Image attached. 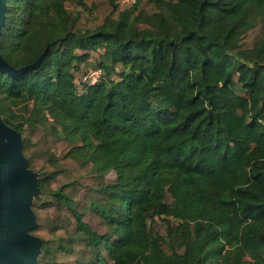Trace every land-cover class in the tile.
<instances>
[{
	"label": "trees",
	"instance_id": "1",
	"mask_svg": "<svg viewBox=\"0 0 264 264\" xmlns=\"http://www.w3.org/2000/svg\"><path fill=\"white\" fill-rule=\"evenodd\" d=\"M141 1L6 0L0 118L36 181L30 264H264V0ZM106 5L76 27L73 7Z\"/></svg>",
	"mask_w": 264,
	"mask_h": 264
},
{
	"label": "water",
	"instance_id": "2",
	"mask_svg": "<svg viewBox=\"0 0 264 264\" xmlns=\"http://www.w3.org/2000/svg\"><path fill=\"white\" fill-rule=\"evenodd\" d=\"M5 9L6 0H0V26ZM0 69L13 72L1 57ZM26 165L19 133L0 118V264L34 263L40 252V240L28 233L34 221L29 197L37 187Z\"/></svg>",
	"mask_w": 264,
	"mask_h": 264
},
{
	"label": "rangeland",
	"instance_id": "3",
	"mask_svg": "<svg viewBox=\"0 0 264 264\" xmlns=\"http://www.w3.org/2000/svg\"><path fill=\"white\" fill-rule=\"evenodd\" d=\"M96 1L98 3H102V4L106 3L107 4V0H96ZM144 2H145V0L141 1L140 6H139L138 9H140L143 6ZM131 3H127L126 2L125 4H120V5H121V7H128V6L132 5L134 2L132 4ZM138 9H137V11H138ZM72 11H74V13H78L79 14V18H78L76 27L80 28V29H84V28H86V25H87V23H89L90 19H92L93 17H96V16L105 15L106 13L111 11V9H110V7L108 5H106V6L102 7V8H100V9H96V10L93 9L92 12H91L89 10H84L81 6H76V7L72 8ZM118 11H119V9H117L114 12V16L115 17L117 15ZM237 89H238L239 92L243 93L241 91V88H240L239 85H237ZM13 108H14V110L18 111V109H22L23 108V105L17 104V105H14ZM33 134H34V138L37 139V138L41 137L42 130H35L33 132ZM60 151L61 150L52 149L51 153L52 154L55 153L57 156H59V154L61 153ZM86 176H87V178H85V179L87 180L88 184H90V185L94 184L95 182L96 183L101 182L103 180L102 178L96 177V176L90 174L89 172L86 174ZM114 177H115V173L113 171H111V172H109L107 174L106 180L113 179ZM37 197H38V195L31 194L29 198H30L31 202L34 203L36 201ZM168 200L170 201L171 199L168 197ZM151 226H152L153 229L158 231L163 236L167 235V225H166L165 221L161 217L156 216L154 221H152Z\"/></svg>",
	"mask_w": 264,
	"mask_h": 264
},
{
	"label": "built area",
	"instance_id": "4",
	"mask_svg": "<svg viewBox=\"0 0 264 264\" xmlns=\"http://www.w3.org/2000/svg\"><path fill=\"white\" fill-rule=\"evenodd\" d=\"M122 4L127 3H133L136 0H119ZM131 3V4H132ZM103 76V70L101 68H90L89 70H87L83 76L81 77V79H79L77 81V83L79 85H81L82 83H88V84H93L95 82H97L101 77Z\"/></svg>",
	"mask_w": 264,
	"mask_h": 264
}]
</instances>
